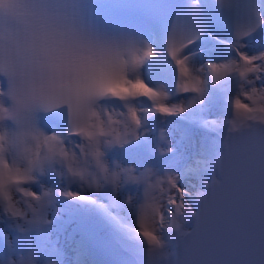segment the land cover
Wrapping results in <instances>:
<instances>
[{"label":"snow or ice","instance_id":"obj_1","mask_svg":"<svg viewBox=\"0 0 264 264\" xmlns=\"http://www.w3.org/2000/svg\"><path fill=\"white\" fill-rule=\"evenodd\" d=\"M7 13V27L0 22V74L7 75V80L0 79V96L4 95L7 84L13 98H23L26 111L20 114V118L31 123L32 135L38 144L35 158L27 168L13 167L7 159L0 161V193L9 200L8 207L14 215L20 213L14 207L8 186L33 180L32 170L42 168L50 160L68 162L70 169L73 161L87 162L88 150L82 137L89 143L94 141L97 144L105 136L113 137L109 143L121 142L122 138L126 142L130 125L133 137L140 135L142 113L175 115L186 111L184 104L167 103L171 95L169 91H165L162 85L149 86L140 73L145 61L157 55L152 46L144 44L141 48L136 43L130 56L126 57L128 49L100 44L56 0L47 4L10 2ZM260 22L264 23V18ZM255 27L247 26L242 30L237 25L236 40L231 44L237 53L235 57L209 61L199 67L193 62L192 54L185 51L195 42L194 37L188 35L183 42L177 43L175 27L168 37L167 52L179 72V91L198 93L192 101L195 103L203 98L206 76H211L213 82L235 77L237 87L229 97V107L237 115L253 122L238 132L225 134L223 154L215 163L219 177L208 184L206 192L197 195L202 202L199 212H193L187 204L185 190L174 176L168 177L171 184L169 189L152 197L155 203L150 205L153 208L151 213L142 211L137 216V204L132 205L136 219L132 225H126L131 232L148 244H158L162 235L167 236L169 243L173 239L176 241L177 251L168 249L170 255L167 264H264V123L256 122L264 120V83H258L264 81V52L249 54L243 50L246 47L244 38L255 31ZM205 69H211V73ZM201 75L204 79H201ZM141 97L148 98L152 107L138 112L135 102ZM113 100L120 101L121 107L127 111H117L116 106L101 103ZM63 105H67L71 113V124L66 132L46 135L36 127L33 116L36 107L56 109ZM0 111H8L2 108V102ZM11 114L17 115L15 108ZM115 125H122L124 132L118 131ZM11 135L13 133L5 131L0 121V150L4 148L2 142L5 137ZM93 154L99 162L101 153L97 150ZM229 162L230 166H227ZM257 162L260 196L258 227L255 214L251 211ZM124 171L129 173L130 179H136L131 176V169ZM222 185H228L233 191L230 203L237 214L232 217L226 212L223 216V229L229 233L225 245L227 251L224 255H214L210 250L224 243L221 230L216 228L212 219L213 213L220 211L213 200V190ZM20 191L26 196L40 198L39 193L33 190ZM63 194L91 199L83 192L67 191ZM44 195H48V192L45 191ZM182 210L196 217L195 228L182 231L179 235L165 232L166 227H178L180 222L187 219L188 215L180 216ZM198 231L207 235L208 255L201 250L205 241L191 239ZM257 232L258 257L251 251L257 243Z\"/></svg>","mask_w":264,"mask_h":264},{"label":"bare ground","instance_id":"obj_2","mask_svg":"<svg viewBox=\"0 0 264 264\" xmlns=\"http://www.w3.org/2000/svg\"><path fill=\"white\" fill-rule=\"evenodd\" d=\"M217 40L222 41L221 44H218ZM243 42L246 45V47L243 50L247 51L249 54H257L259 52H264V32H262L259 35V37H257L256 39H253V40L244 39ZM144 44H148L156 50L157 55L154 56V59L157 60L159 50H158V45L155 43V40H151V38H149L148 36H144L139 41V46L142 48L144 47ZM217 44L221 45L222 49L216 46ZM209 45L216 46L215 51L212 52L214 58L210 59L209 61L216 62V61L227 60V59H231L235 57L233 55V52L231 50H228L227 46L223 45L222 39H219L217 37H210L207 43H205L199 48L203 50L206 48L205 46H209ZM226 51H228V53L231 56L226 57V58H220L219 55L226 53ZM186 53L191 54L190 51H186ZM202 53L203 52L201 51L199 54H192L193 62L195 64H196L195 61L198 62L197 67H199L200 65H206L209 62L207 61L206 63L204 62V60L199 59ZM166 70L171 71L172 73L176 74L175 75L176 77L174 79L173 78L171 79L166 76H161V75H157L154 73L145 74L142 71H140V73L142 74L146 83H149L155 87H160L162 85L165 91H169L170 86L179 87V84L181 81H180L178 69L175 70L172 68H167L166 66ZM205 71L211 73V69H205ZM201 79H204L203 75H201ZM205 79H206V84H205V92L203 95V98H205L204 104H200L199 102L193 103L192 101L194 100L196 93H187V94L181 95L178 98H174V99L169 98L167 100L169 104H173L174 101L179 100V102H181L183 100V97L188 96L189 97L188 101L183 103L184 106L186 107V111L184 112V114L182 113L175 114V115H163L160 113L159 114L161 115L162 126H164L163 124H166L165 123L166 120L173 121L177 116H183L186 114L187 118H190L194 121L193 128H192V135L194 137H198L200 135L202 131L201 129L203 126H214L218 128L220 130V133H219L220 136L223 137L222 142L219 144L218 152L214 155V156H218L224 146V136L227 132V125L225 124L224 126H221L222 122L225 121V119L221 116V113L229 112V114L231 115V109L229 107V102H228L229 99H228L227 93L236 91L237 79L235 77H226L223 80L218 81V82H213L211 76H206ZM258 83H263V81L262 82L259 81ZM213 97H215L216 100H213ZM148 101L150 100H148V98L146 97H141L136 100L135 106L137 107L138 112L141 109L149 108ZM179 102L176 104L178 105ZM103 103H108V104L116 106L117 111H122V112L127 111L126 108L121 107L120 101L113 100V101H105ZM154 115H156V113H149L147 115L142 113V118L146 121L145 123L146 128L157 131L158 129L155 128V126L149 125L148 124L149 122L147 123V121L150 120L149 118H151L150 116H154ZM197 116H199L198 119H196ZM115 118L122 119L121 117H115ZM37 119H38L39 126L43 129L41 125V119H40L39 113L37 114ZM214 121L215 123H213ZM9 125H10V121L8 122V126ZM115 127H117V130L120 129V125H115ZM44 130L49 133H52V132L60 133V131L54 130V128H49V129H44ZM170 135L174 136L173 139H177L176 133H172V132L171 133L169 132L167 135L166 133H164L163 135L160 134L159 136H155L154 142L156 143V146L159 148H162L161 143L165 142V139L166 138L168 139ZM174 145L175 143H171L167 145L166 147H172ZM123 146H125V144ZM133 148H134V145L125 146L124 148H122L121 154L117 155V157H113L114 159L108 158L107 155L105 156V159L108 161V163L111 160H114L115 164L119 163L121 166H129V165L134 166L135 171L137 173H140L145 168H148V166L142 165V163L140 162V158L138 157H136V160L134 162L129 161L131 160L132 157H134L131 154ZM164 148L165 147H163L162 149ZM105 151L106 153L108 152L107 148ZM111 151H113V149H111ZM139 153L141 156L145 157L147 160L149 161L152 160V156L149 153H146L143 155V151L141 148H140ZM134 164H136V166ZM189 164L190 162L187 160V156L185 155V153L176 152V154H174L173 157H171L167 161H164L163 167L155 166L152 169L161 175L166 173V171L174 173L178 181L180 180V178H182V181L180 183H181L182 189L185 190V193H186L185 197L187 198L186 200L187 204L191 206L192 210H194V202L195 200L198 199L197 195L199 194V192H203V186L207 180L203 179L204 181H202V183H199L198 187L197 185H193L190 182L189 178L187 177V174H188L187 167L189 166ZM213 164L214 162L208 169L210 176L214 175V172L212 169ZM190 166L192 167L193 165L191 164ZM198 168L200 167L198 166ZM48 174L49 172H46V176ZM42 178H43V175L40 176L41 180ZM55 181H56L55 179L47 180V187H45V189L50 190L51 187L54 185ZM122 182L123 180L121 181V184L119 187H116V188H114L113 186L110 187L112 190V201H117L121 199L124 200V203L119 208L112 207V205L108 203V200L104 199L102 196L100 199L99 194L102 189L91 190V189L84 188L80 184L74 182V184L71 185L70 188H72L74 192L85 193L86 195L90 196L91 199H78V198H72V197H64L62 198L60 209L62 212H65L66 216H70V219L68 221L69 223L75 224V222L76 223L80 222L81 224H85V225L89 224V227L91 228L92 232L95 235L103 238L105 241H107L108 236H110L112 232L117 234L118 233L117 229L123 230L120 233V236L127 243V247H129L133 251L134 253L132 254L133 258L138 260V257L140 256V259L136 263L145 264L147 261L145 259L146 243L138 235L134 234L133 232L129 230L128 227H126L127 221L133 220L134 222V220L136 219V214L133 213L132 205L138 204L140 202L142 198V193H143V185L141 184V186L139 187H137L139 184H134L131 186H127V185L124 186L122 185ZM33 186H32L33 189L35 188L37 189V183H34ZM183 187H185L186 189ZM103 188H107L106 185ZM129 197H131V203L129 202ZM20 199H21L20 194L15 193L14 201H19ZM57 202L58 201L55 200V198L53 197L52 202L49 205V207L56 206ZM118 214H122V215L118 216ZM0 217H3L5 220V224H4L5 229L9 230L12 236H14L10 244H5L3 241V237L0 233V239H2L3 241L2 244L0 243V248L3 252L5 251L7 252L6 253L7 256H4L6 258L5 264H11V262L13 261H18L20 259L19 257L26 256L29 253H33L35 255L38 264L39 263L40 264H57V263H54L53 260L51 261L50 259L46 258V250L48 251L52 250L50 249L51 248L50 247V243H51L50 237L52 235L49 234L50 226H51L49 224L50 223L61 224L62 222L61 215L59 219L56 221H53V218H52L49 222H46L41 225L26 226L24 232H20L16 228L17 221L21 222L17 226H20L23 223L21 220L12 218L4 214L2 211H0ZM74 217H76V219ZM124 218H126V221H124ZM187 220L188 221L190 220V214L187 216V219L185 220V222H187ZM68 222L65 221V223H68ZM54 229L59 230L56 227H54ZM31 233L34 236V239H36L35 245L29 249L24 250L22 253H20L18 251L17 246L18 247L21 246L23 240L26 239L27 236L30 235ZM125 234H129L128 236L129 238H125ZM166 239H167V236H166ZM65 240H67V238L64 237V241L61 242L56 248L53 249L54 251H56L55 249H58L57 254L64 253L65 247H68V248L70 247L69 249L73 250L74 248L73 242H72L73 238H71L69 242H67L68 240L65 242ZM26 241H29V240L27 239ZM23 244L25 245L26 243H23ZM62 258L63 256L61 255L59 259L62 260ZM73 264H77V263H73Z\"/></svg>","mask_w":264,"mask_h":264},{"label":"clouds","instance_id":"obj_3","mask_svg":"<svg viewBox=\"0 0 264 264\" xmlns=\"http://www.w3.org/2000/svg\"><path fill=\"white\" fill-rule=\"evenodd\" d=\"M10 2L19 4L39 2L47 4L50 3L51 0H0V22H3L5 28L7 27V21L9 18L7 13V5ZM56 2L65 7L67 11L76 18L78 25L85 32L96 38L100 44L111 45L112 47L119 48L121 50L128 49L129 51L126 53V57L130 56V52L134 50L135 44L139 43L136 37L128 34L101 30L89 23L85 19L82 10L84 0H56ZM0 78L7 80L6 73L0 74ZM0 102H2V108L8 110L7 112L0 111V121L3 122L5 131L13 133L11 136H6L2 142L4 148L3 150H0V161L7 159L8 162L13 165V167L20 166L22 168H27L29 166V162L35 158V154L38 151V144L32 135L31 123L28 120L20 118V114L26 111L23 98H13V96L10 94L9 86L6 84L4 95L0 96ZM14 108L17 111V115L11 114ZM51 110L53 109H46L42 106H38L33 112L36 127L46 135L51 133L46 132L39 126L37 114L39 112H48ZM9 121L12 122L14 127L8 126ZM233 121H235V123H233ZM252 122V120L246 119L244 116L237 115L234 111H231L230 117L223 121L221 126L226 124L227 132L230 131L234 133L242 130L248 123ZM256 122L264 123V120H259ZM70 124L71 113L69 111V126ZM121 127L123 128L122 125ZM131 127L132 126L130 125L126 142L122 138L121 142L109 143L108 141L112 140L113 137L105 136L102 137L101 142L97 144L94 141L89 143L85 138L82 137L81 139L87 146L88 150L87 162L73 161L70 169L68 162H62L60 159H56L47 161L42 168L36 167L31 172V175L34 177L33 180L26 183L8 186L10 194L13 195L14 207L20 214L14 215L13 212L9 210V200L5 198L2 193H0V211L12 218L21 220L23 222L21 224L22 229H25V226L41 225L46 223V212L53 199L52 191L48 190V195H44L45 191H43L42 193H39L40 198L36 199L31 196H26L24 192L20 190L25 189L27 191H32L30 185L36 181L37 173L43 174L48 168L59 165L63 170V175H65L71 182L78 183L82 187L91 190H100L105 185H111L116 188L120 186L122 180L126 183L142 184V198L137 204L136 213L137 216H139L142 211L151 213L153 208L150 207V205L155 203L152 197L160 194L164 190L169 189L171 184L168 180V177H176V175L171 172H166L161 175L151 167L145 168L142 172L137 173L134 166L131 165L121 166L119 163H116L114 166L109 165L108 161L105 159V149L111 148L113 146H123L124 144L136 139L133 137ZM97 150L101 153L99 162H97V158L93 154ZM46 152L47 148L45 146L44 153ZM44 153H41V155ZM222 154L223 152L216 161L221 158ZM216 161L214 162V166ZM125 169H131V176L136 177V179H130L129 173L124 171ZM216 179L218 178L214 176L213 180ZM15 193L20 194L21 199L19 201H14ZM192 211L195 212L194 210ZM185 215H189V213L182 210L180 216L183 217ZM169 224H171V221H169ZM164 231H171L172 233L179 235L182 233V231L188 230L184 229L183 222H180L178 227H166ZM168 245L169 241L163 235L161 236L160 242L158 244L146 243V264H167L170 255L168 252ZM11 264H37V260L33 253H29L26 256H22L18 261L11 262Z\"/></svg>","mask_w":264,"mask_h":264},{"label":"water","instance_id":"obj_4","mask_svg":"<svg viewBox=\"0 0 264 264\" xmlns=\"http://www.w3.org/2000/svg\"><path fill=\"white\" fill-rule=\"evenodd\" d=\"M227 166H230V165L228 164ZM256 173H258V175H259V172H258V162H257V171L254 173V176H256ZM255 183H256V181H255ZM253 193L254 194H252V200H251V211L252 212H253L254 208L259 204L258 199H257V193L255 191ZM213 200H214L216 206L220 209L219 212H214L213 213V215H212L213 223L215 224V226H216V228L218 230H221L222 227H223V216L225 215V213L226 212L227 213L232 212V214H233L236 211V209L232 208V204L230 203V201L233 200V191L229 188L228 185L218 186V187H216L213 190ZM252 202H254V203H252ZM228 210H230V211H228ZM232 217H234V216H232ZM195 225H196V223H195ZM194 228H195V226H194ZM191 239L205 241V246H203L201 250L203 251V253L205 255H208L209 254V248L206 246V241H207V235H206V233H203V232L198 231V232H196L194 234V236ZM227 242L228 241L225 239L224 240V243H220V245H218L219 248L218 247L212 248L210 250L211 251V254H214V255H224L226 253V251H227L226 246H225ZM257 243H258V232H257ZM243 251H245V249H243ZM258 256H259V254H258Z\"/></svg>","mask_w":264,"mask_h":264},{"label":"rangeland","instance_id":"obj_5","mask_svg":"<svg viewBox=\"0 0 264 264\" xmlns=\"http://www.w3.org/2000/svg\"><path fill=\"white\" fill-rule=\"evenodd\" d=\"M199 59L201 60H204V62H206L207 63V61H209L210 59H212V56H209V55H206V54H202L200 57H199ZM196 62V66L198 65L197 63V61H195ZM228 94V99H229V97L232 95V94H234V92H229V93H227ZM225 114L224 113H221V116L223 117ZM164 145V144H163ZM168 172V171H167ZM48 213H49V211H47L46 212V216H48ZM64 218H67V219H70V216H66L65 215V217ZM75 219H76V217H74ZM183 227H184V229H186V228H188L189 227V223L188 222H185L184 221V223H183ZM50 232H53L51 229H50ZM60 238V235H58L57 233L54 235V236H51L50 237V249H52V250H50V251H48V250H46V258L47 259H50L48 256H49V254L50 253H57L58 252V249H55L56 251H54L53 249L54 248H56L60 243V241H58V239ZM34 243H35V240H34ZM175 244H176V241L173 239L172 241H170V243H169V245H168V249H169V251H171L172 252V250H173V248H174V246H175ZM22 257V256H21ZM21 257H19V258H21ZM140 259V256L138 257V260ZM145 259L147 260V258L145 257ZM51 261L53 260L54 261V263H57V264H59L58 263V259H50ZM135 260V259H134ZM138 260H135V262H137ZM5 261H6V258L4 257V255H3V252H2V250L0 249V264H5ZM132 264V263H131ZM139 264V263H138ZM146 264V263H145Z\"/></svg>","mask_w":264,"mask_h":264}]
</instances>
